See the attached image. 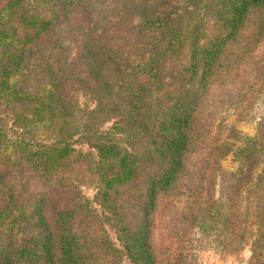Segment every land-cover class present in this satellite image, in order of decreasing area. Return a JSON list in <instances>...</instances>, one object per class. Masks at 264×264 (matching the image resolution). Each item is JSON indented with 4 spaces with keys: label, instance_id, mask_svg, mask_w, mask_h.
Here are the masks:
<instances>
[{
    "label": "trees",
    "instance_id": "16d2710c",
    "mask_svg": "<svg viewBox=\"0 0 264 264\" xmlns=\"http://www.w3.org/2000/svg\"><path fill=\"white\" fill-rule=\"evenodd\" d=\"M81 1L0 0V264H94L91 247L100 239L79 229L92 214L90 200L64 199L55 206L51 195L29 185L31 177L43 188L62 185L57 176L86 163L88 155L100 217L120 245L110 241L106 251L125 254L132 264H157L149 215L158 192L172 188L182 173L198 91L215 75L220 45L253 4L264 2L220 0L217 13L228 35L201 45L194 36L171 31L173 21L155 19L143 8L136 57L129 50L134 45L123 51L116 41L85 33L75 61L54 33ZM187 36L189 61L164 102L153 85L166 57L180 52ZM79 89L91 97V107L81 106ZM81 141L90 150L77 149ZM135 141L141 152L126 147ZM146 165L153 169L144 171ZM263 206L259 188L252 210L259 227ZM207 208L195 197L190 217L200 228H206ZM224 223L228 229L229 216Z\"/></svg>",
    "mask_w": 264,
    "mask_h": 264
},
{
    "label": "rangeland",
    "instance_id": "374dc122",
    "mask_svg": "<svg viewBox=\"0 0 264 264\" xmlns=\"http://www.w3.org/2000/svg\"><path fill=\"white\" fill-rule=\"evenodd\" d=\"M219 1L83 0L56 26L54 36L66 45L69 58L75 61L77 43L85 33L116 41L123 51L134 45L129 50L133 51L131 57H136L135 47H140L136 40L138 27L146 8L155 19L173 21L171 31L194 36L201 45L215 36L228 35L229 27L217 13ZM161 32L165 30L159 29ZM191 48L187 36L180 52L169 54L163 62L153 89L164 102L168 98L165 91L180 81L178 72L188 63ZM220 51L215 75L205 89L198 91L182 173L172 188L158 192L149 215V241L157 264H264V227H259L252 217L257 190L264 188V2L248 9L235 32L220 45ZM75 94L81 106L94 104L81 89ZM139 143L126 147L131 145L141 152ZM75 146L90 150L83 141ZM86 161L58 175L62 185L43 188L31 177L30 188L43 189L55 206L64 199L69 203L89 199L92 214L83 219L79 229L83 227L100 239L91 247L94 264H132L125 254L116 256L114 251H106L110 241L118 248L120 245L110 224L100 217L103 211L94 199L97 188L88 168L89 155ZM150 168L153 165L143 169ZM28 174L26 171L23 176ZM249 183L256 187H247ZM195 197L208 207L206 228H200L199 220L190 217ZM228 216L231 224L226 229L224 220Z\"/></svg>",
    "mask_w": 264,
    "mask_h": 264
}]
</instances>
